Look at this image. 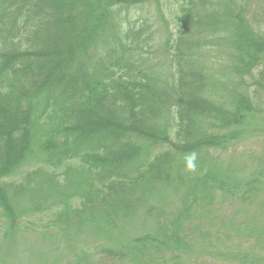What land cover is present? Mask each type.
<instances>
[{
  "label": "trees",
  "instance_id": "trees-1",
  "mask_svg": "<svg viewBox=\"0 0 264 264\" xmlns=\"http://www.w3.org/2000/svg\"><path fill=\"white\" fill-rule=\"evenodd\" d=\"M262 117L264 0H0L5 240L60 238L66 264H264L242 245L264 235Z\"/></svg>",
  "mask_w": 264,
  "mask_h": 264
},
{
  "label": "rangeland",
  "instance_id": "rangeland-1",
  "mask_svg": "<svg viewBox=\"0 0 264 264\" xmlns=\"http://www.w3.org/2000/svg\"><path fill=\"white\" fill-rule=\"evenodd\" d=\"M262 119L264 120V117H262ZM258 122L259 121L257 120L255 124ZM257 127L263 129L264 123L261 121ZM260 129H254V131L251 132V135L246 138L245 147L248 152L246 163H250V161H257L259 158H264V129ZM250 153L256 155H250ZM35 162L36 161H31L28 165L34 166ZM249 174L250 173H248L247 176ZM260 195L262 196V199L260 198L259 201H263L261 205L264 207V191L260 193ZM138 218V221H143V217L140 218L138 216ZM117 225L119 228H122L121 221ZM6 229V224L0 220V264H66L72 259L71 249L67 246L68 243L60 238L46 240L39 234L26 233L16 235V237L13 238L8 237L7 240H5ZM117 236L118 235H116V238ZM121 237H123V234ZM75 239L81 240L79 236ZM255 240H258V238ZM236 242L240 243L241 241L239 242L235 240L234 243L231 242V244L240 245L236 244ZM245 244L242 245L262 250L264 248V235L259 241V244L254 241V238L246 241Z\"/></svg>",
  "mask_w": 264,
  "mask_h": 264
}]
</instances>
